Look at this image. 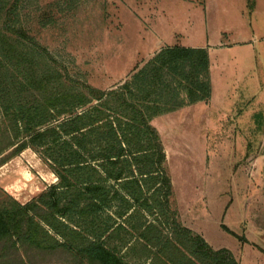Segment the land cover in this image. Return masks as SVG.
I'll list each match as a JSON object with an SVG mask.
<instances>
[{
    "label": "trees",
    "instance_id": "obj_1",
    "mask_svg": "<svg viewBox=\"0 0 264 264\" xmlns=\"http://www.w3.org/2000/svg\"><path fill=\"white\" fill-rule=\"evenodd\" d=\"M25 1L0 0V168L31 149L58 184L25 205L0 187V264H130L124 248L151 264H239L178 221L150 124L210 100L207 51L163 49L119 88L98 90L23 28Z\"/></svg>",
    "mask_w": 264,
    "mask_h": 264
},
{
    "label": "rangeland",
    "instance_id": "obj_2",
    "mask_svg": "<svg viewBox=\"0 0 264 264\" xmlns=\"http://www.w3.org/2000/svg\"><path fill=\"white\" fill-rule=\"evenodd\" d=\"M147 1L26 0L21 23L73 81L109 91L119 88L144 64L136 58L140 48H146L148 26L137 12L138 8L146 11ZM149 1V7L159 13L165 8L183 12V0ZM262 3L264 6V0ZM257 64L258 70L251 71L237 100L230 103L234 106L229 114L234 118L221 120L217 126L202 125L199 135L162 141L173 185L171 205L178 221L211 246L219 243L237 256L243 254L247 259L244 264H264L261 51ZM223 226L236 236L225 232ZM122 250L130 263L134 254Z\"/></svg>",
    "mask_w": 264,
    "mask_h": 264
},
{
    "label": "crops",
    "instance_id": "obj_3",
    "mask_svg": "<svg viewBox=\"0 0 264 264\" xmlns=\"http://www.w3.org/2000/svg\"><path fill=\"white\" fill-rule=\"evenodd\" d=\"M151 3L147 1L145 12L138 8L137 15L146 22L148 32L146 48H140L136 60L144 62V66L163 49L182 47L206 50L210 63L208 102L186 104L151 120L161 142L173 141L175 137L188 138L190 133L199 135L202 125L217 126L221 120L234 118L229 114L234 106L230 103L237 100L251 71L258 70L260 51L264 53L263 24L260 23L261 11H264L262 0H183L181 14L166 8L156 12L154 6L149 7ZM180 100H186L184 94L180 95ZM167 158L166 154V172ZM45 164L36 152L25 150L0 168V187L22 205L29 203L58 184L57 177ZM170 206L172 209L171 199ZM211 247L215 251L229 250L239 264L247 260L243 259V254L237 256L229 246L218 243ZM129 261L151 264L150 259L138 255Z\"/></svg>",
    "mask_w": 264,
    "mask_h": 264
}]
</instances>
